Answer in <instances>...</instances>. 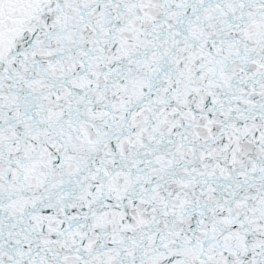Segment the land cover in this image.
Wrapping results in <instances>:
<instances>
[{
    "label": "snow or ice",
    "instance_id": "snow-or-ice-1",
    "mask_svg": "<svg viewBox=\"0 0 264 264\" xmlns=\"http://www.w3.org/2000/svg\"><path fill=\"white\" fill-rule=\"evenodd\" d=\"M0 264H264V0H0Z\"/></svg>",
    "mask_w": 264,
    "mask_h": 264
}]
</instances>
